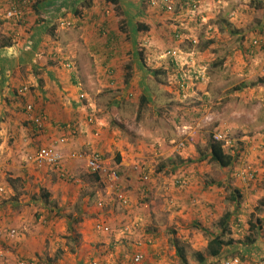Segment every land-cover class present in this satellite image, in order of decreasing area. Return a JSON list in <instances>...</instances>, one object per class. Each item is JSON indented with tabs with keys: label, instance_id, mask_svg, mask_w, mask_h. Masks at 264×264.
<instances>
[{
	"label": "rangeland",
	"instance_id": "374dc122",
	"mask_svg": "<svg viewBox=\"0 0 264 264\" xmlns=\"http://www.w3.org/2000/svg\"><path fill=\"white\" fill-rule=\"evenodd\" d=\"M154 1L120 0L118 7L110 0H56L25 16V24L0 7V46H9L0 49V264H136L132 255L123 260L130 252L116 245L117 230L128 227L134 252L143 250L148 231L132 215L121 223L111 215L123 218L144 204L166 213L156 223L166 229L161 256L149 247L141 264H184L174 253L178 246L187 264L233 257L264 264V254L246 253L256 242L264 247V51L250 52L254 40H264V0H172V10ZM66 62L82 83L75 93L66 89L73 83ZM127 67L130 81L136 73L134 86L125 83ZM40 115L42 131L32 121ZM73 120L80 133L64 136L63 124ZM218 135L235 157L229 168L211 160L209 143ZM51 145L68 157L64 172L33 162ZM120 146L129 149L133 171L149 177L143 181L136 170L147 189L140 194L120 181L128 205L88 167L99 155L106 168H116ZM189 176V186L178 184ZM235 190L242 198L231 201ZM227 213L225 238L233 244L212 260L207 246L212 235L226 233L219 222ZM99 224L111 232L98 231Z\"/></svg>",
	"mask_w": 264,
	"mask_h": 264
},
{
	"label": "crops",
	"instance_id": "0c3cea01",
	"mask_svg": "<svg viewBox=\"0 0 264 264\" xmlns=\"http://www.w3.org/2000/svg\"><path fill=\"white\" fill-rule=\"evenodd\" d=\"M214 1H216V0H214ZM218 2H219V0H217ZM224 3H225V1L224 0H222ZM261 1V0H260ZM258 4V6H259V4L261 3V2H257ZM256 4H255V6H257ZM44 9V7L42 8V10ZM138 68H142V69H144L143 67H142V65H139V67H138V65L136 66V70H138ZM67 72V71H66ZM111 72L113 73V70L112 71H110V74H111ZM121 75V73H120V70H119V68H118V76H120ZM124 75V74H123ZM126 75V74H125ZM124 75V76H125ZM135 75H136V73L134 74V77H135ZM97 76V75H96ZM134 77L132 78V80L130 81V83H129V85H127V86H134L135 85V81H133L134 80ZM108 78H110L109 76H108ZM94 85H95V87L96 88H98L100 85H102V83L100 82V80L99 79H97V80H94ZM66 89H69L68 91H70V92H72L73 90H74V93L76 92V89H75V87H74V85H73V83H72V85H67L66 86ZM118 145H121V144H117V146ZM75 146H79L78 144H76ZM106 146H107V144H104V145H102L101 147H104L103 149L105 150V148H106ZM122 149H120V150H118V153H120V156H119V154L117 155V156H119V157H123L122 159H121V162L120 163H117V166H116V168L118 169V172H119V175H120V181H122V184L124 185V180H129V185H130V187H131V189H133L134 191H137V194H140V192H141V190H143V192H146V184H145V182H140L141 180H139V177H138V172L135 170V168H134V170H135V172L133 171V165H134V163H133V161H131V160H128V159H126V157H127V155L129 154V152H128V148H123V146H120ZM66 159H68V157L66 158V155H65V157H64V161H66ZM69 161V160H68ZM70 163H69V167H70V165H72L73 163H72V161H69ZM247 171H250V172H252V171H254V170H252V168L250 167V169L249 170H244L243 171V173H246ZM125 176V177H124ZM187 180H188V186L190 185V176L189 177H187ZM100 182V181H99ZM106 183V182H105ZM104 183V184H105ZM128 185V186H129ZM132 185H134V187L132 186ZM105 186H106V184H105ZM136 192H132V195H131V198L133 197V195L135 194ZM160 195L161 196H163L164 195V193H163V191H160ZM189 196H190V192H189ZM182 199V198H181ZM184 199H182V201H183ZM131 203H132V205L134 204V202H133V200L131 199ZM246 208H248V206H246ZM151 209H154V208H152L151 206H150V204H144L143 205V207L142 208H136L135 209V211L134 210H130L129 212H127L126 213V215H124L123 216V218H121V216L120 215H116V213L115 212H112V215L111 216H113V217H115L113 220H111V221H113V222H116L117 220H120V222L119 223H121V222H123V221H126V218H128L127 217V215H132V217H130V220H134V222H133V224L134 225H136L137 227H139V229H140V231H142V232H144V230H146V231H148V235H145L146 236V244H145V248L143 247V250H139L142 254H143V261L145 260V259H148V257H149V255L147 254V252H148V249H149V247H155V252H153L152 250H150L149 249V251L151 252V253H153V255H156V256H161V253H162V249H163V245H165V244H162V246H160L159 247V242L160 241H162L163 242V235H164V233L162 232L164 229H166V228H163L162 227V223H160L159 225H157L156 223H157V216H161L162 215V212H163V210H157V212H155L154 214L153 213H151ZM195 209H197L196 210V213H199L200 212V209H198V207H196ZM165 211V210H164ZM251 212H252V209L250 210ZM130 213V214H129ZM165 215H166V213L165 212H163ZM175 217H177V219H181L182 217H180L179 215L178 216H173V219L175 218ZM117 223H118V221H117ZM115 224V223H114ZM116 225V224H115ZM119 225V224H118ZM121 225V224H120ZM130 227V226H129ZM128 229V227L126 226L125 228H120L119 230H117V236L116 237H118L117 238V243H116V245L117 246H121V244L122 243H124V245L128 248V249H130L131 251H132V259H133V262H134V254H135V252H134V248H132L131 249V245H132V241H130L131 239H126L125 237V235L126 234H124V232H128L129 231V229ZM174 229V228H173ZM168 231H170V230H168ZM121 237L124 239V240H120L121 239ZM185 239V238H184ZM114 241V240H113ZM169 239L166 241V246H168L169 245ZM184 242L187 244L188 242L186 241V240H184ZM178 244H179V242L178 241H176V243L174 244V246H175V248L178 246ZM180 245V244H179ZM259 248H258V247ZM263 246V244H262V242L261 241H259V242H256V243H254V244H251L250 245V250L249 249H247L246 250V253H248L249 251L250 252H252L253 251V249H254V253L257 255V257H259V255H262V254H264V251H263V249H264V247H263V249H261V247ZM147 247V248H146ZM181 250L183 253H184V256H185V258H186V255H185V252H184V250L181 248V247H179L178 246V250ZM179 250V251H180ZM225 250L223 249V251H222V253H221V255L223 254V252H224ZM174 253H176V254H178V251H177V248H176V250H175V252ZM131 254L129 253V254H124V258H123V260L125 261V259L126 258H129V257H131L130 256ZM220 255V256H221ZM219 256V257H220ZM180 257V256H179ZM219 257H212L213 259L212 260H218L219 259ZM181 259V258H180ZM143 261L141 262V263H143ZM126 262V261H125ZM124 262V263H125ZM136 263V262H135ZM141 263H136V264H141Z\"/></svg>",
	"mask_w": 264,
	"mask_h": 264
},
{
	"label": "built area",
	"instance_id": "2783aa9c",
	"mask_svg": "<svg viewBox=\"0 0 264 264\" xmlns=\"http://www.w3.org/2000/svg\"><path fill=\"white\" fill-rule=\"evenodd\" d=\"M29 0H25V2H28ZM172 0H162V4L166 6L167 9L172 10V7L169 5L171 4ZM155 1L153 0V4ZM9 18H18L20 20L21 16H19L17 9L13 6L11 11L8 13ZM264 51V40L256 39L253 41L251 45V54L255 55L258 52ZM169 54L172 56V58L177 61L178 58V51H173L169 52ZM65 69H67L71 74L73 79H75L76 86L81 88L82 83L78 77L77 69L75 68L74 63L72 62H66L64 65ZM264 69V68H263ZM80 98L82 100L85 99V94L82 90V93L80 94ZM27 112L31 113L33 112V106L29 105L27 107ZM32 121L37 125L39 129L43 127V122L44 118L40 116L32 117ZM93 116L90 117L89 122L92 123ZM72 134L75 135L76 131H72ZM216 140L224 142V138L222 135L215 136ZM67 142V139L63 138L60 140L61 144H65ZM183 145V144H182ZM183 147V146H182ZM74 157H80L82 158L83 156L81 155H74ZM33 162L36 163L38 166H51L52 168L58 169L60 172L63 171V163H64V156L62 155L60 149L58 150L57 146L51 145L48 147H42L39 149L37 154L35 155ZM88 167L90 168L92 174H98L101 177V181L108 182L110 188L115 192L118 200L124 204L128 205L129 204V198L124 194L122 191V186L120 184V179H119V173L117 171V168H106L103 165V160L102 157L99 155H94L89 158L88 160ZM135 170L140 172V176L143 181L148 180V176L142 171L141 168L135 167ZM64 176V174H62ZM178 184L182 187L187 186L188 180L186 179H181ZM100 206H103V203L99 204ZM98 231H103L106 234H109L111 232V228L107 225L104 224H99L97 226ZM128 230V229H127ZM11 236L15 237V230L11 232ZM143 254L137 250L134 255V261L136 263H141L143 261ZM223 264H242L240 258L238 257H233L229 258L223 261Z\"/></svg>",
	"mask_w": 264,
	"mask_h": 264
},
{
	"label": "trees",
	"instance_id": "16d2710c",
	"mask_svg": "<svg viewBox=\"0 0 264 264\" xmlns=\"http://www.w3.org/2000/svg\"><path fill=\"white\" fill-rule=\"evenodd\" d=\"M47 2H51V3L54 4L56 2V0H29L28 2H25V0H17V2H16V0H0V7L1 6H5L6 7L5 8V13H6V12H8V6H9V9H12L13 4H14L15 8L17 9L16 5L19 4V6H20L19 9H20V12L22 13V15H20V16L22 17V22L25 21L23 24H25L26 20H27L26 18H28V17L25 18V16H28L29 13L33 14L34 16L35 15H39L42 12V8L47 5L46 4ZM110 2H113L114 4H116L119 7L120 0H110ZM24 5H27V6L30 5V7H31L30 10L29 9L25 10V7H22ZM19 9H17L18 12H19ZM76 13H79V12H76ZM20 21H21V18H20ZM39 24H40L39 22L35 23V25H39ZM120 25H121L120 27L122 28V30H125V28L127 27L125 20L122 21ZM146 30H148L147 26H146ZM5 47H9V46H5V45L4 46H0V49L5 48ZM0 60H1V54H0ZM142 62H144V60ZM145 68L147 69V66ZM127 69L129 71L125 75V83L129 85L130 78H131V71H130V67H127ZM147 70L151 74L155 75L156 77H158L157 76L158 73H162V72H160V70H157V69H147ZM72 80H73V85L75 86L76 82H75V79H73V77H72ZM242 88H243V86L239 87L238 90H241ZM142 100H144V98H142ZM27 107H26V111H27ZM33 110H34V108H33ZM33 124L35 125V127L39 131L43 130L44 124H43V127L41 129H39L34 122H33ZM63 129L66 132L64 136L73 135L72 131H76L75 135H78V133H80L79 132L80 131V129H79V121L78 120H75V121L73 120V121H71V123L63 124L62 130ZM75 135H73V136H75ZM209 148H210L211 160L214 163H216L218 166H220L222 168H229V167H231L233 165L235 157L230 155V154H228V153H226V151L224 149V142L216 140V139H212L210 141V143H209ZM120 162H121V157L117 156V163H120ZM117 171H118V169H117ZM246 173L248 174V173H251V172L247 171ZM93 175H94V179L95 180L101 181V177L98 174H93ZM184 179H186V178H184ZM184 187H186V186H184ZM49 196H50L49 194L45 195V197H49ZM240 198H242L240 191L239 190H235V194L234 195L232 194V196H231V201H237ZM229 215L230 214L227 213L224 217L221 218V220L219 222L220 226H221V229L223 231H225L226 233L220 234V235H212V238H211V240L208 243L207 251H208V255L211 256V257H214V258L215 257H219L221 255L224 247H228L231 244H233V240L232 239H228L227 240L225 238L227 234H230V229L228 227V220L230 218ZM250 227L254 229L255 225L252 224V225H250ZM128 250H129L130 254L132 255V251L130 249H128ZM179 250L177 249L178 254H179L180 258H181V261L184 264H187V262H185L186 260H185L184 253L181 250L180 251ZM198 257H199L200 261H204L205 260L204 257L202 256V254L201 255L199 254Z\"/></svg>",
	"mask_w": 264,
	"mask_h": 264
},
{
	"label": "clouds",
	"instance_id": "9594fccd",
	"mask_svg": "<svg viewBox=\"0 0 264 264\" xmlns=\"http://www.w3.org/2000/svg\"><path fill=\"white\" fill-rule=\"evenodd\" d=\"M135 255V254H134Z\"/></svg>",
	"mask_w": 264,
	"mask_h": 264
}]
</instances>
